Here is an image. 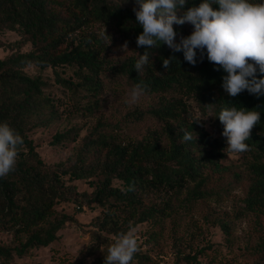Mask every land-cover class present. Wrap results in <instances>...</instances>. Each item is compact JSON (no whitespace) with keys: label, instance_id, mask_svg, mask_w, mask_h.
I'll use <instances>...</instances> for the list:
<instances>
[{"label":"trees","instance_id":"obj_1","mask_svg":"<svg viewBox=\"0 0 264 264\" xmlns=\"http://www.w3.org/2000/svg\"><path fill=\"white\" fill-rule=\"evenodd\" d=\"M202 2L187 0L185 8ZM134 6H138L136 0H0V45L6 31L31 43L27 50L17 49L0 57V123H8L24 141L19 146L15 170L0 178V232L10 231L18 240L10 245L0 239V264H8L15 254L21 256L30 247L47 245L67 221L74 220V214L56 210L57 203L71 202L78 209L92 203L101 206L102 212L91 221L92 225L104 235L118 238L130 225L162 215L165 206H145L144 193L187 187L192 197L202 196L207 180L204 171L208 166L221 167L228 153L227 143L223 135H214L200 123H193L195 118L188 114L184 95H194L209 108L222 131L224 126L218 118L222 108L244 107L260 112L261 120L246 141L251 150L241 155L249 172L245 206H264V96L257 98L247 90L236 97L229 96L222 88L226 73L223 69L217 71V66L208 61L206 50L202 62L198 50L197 64L192 66L182 52L173 53L167 45H161L152 49L153 63L139 76L134 65L145 49L137 47L143 28L136 21ZM212 6L219 7L215 3ZM93 23L113 28L136 53L112 62L102 53L106 39L91 27ZM174 28L183 36L194 30L190 23ZM179 39L180 35L177 42ZM173 55L177 60L164 69L163 59ZM28 65L54 71L61 65L71 68L72 77L55 72V81L71 91V105L62 112L92 113L99 105L101 77L105 73L124 75L134 85L143 81L148 91L179 93L146 109L164 122L166 141L162 142L154 132L141 139L115 141L112 134L98 129L94 136L87 133L82 137L71 158L44 161L28 131L55 119L59 101L48 90V78L40 71L29 73L25 70ZM184 131L192 133L191 141L182 142ZM72 134L71 128L55 132L52 141L69 139ZM94 149L100 156L89 157V151ZM93 175H97L96 183L89 191L80 190L74 183ZM190 183L192 187H188ZM118 207L124 213H119ZM255 253L251 264H264V236L257 242ZM107 254L104 245L91 264H104ZM183 257L197 259L195 253ZM75 264H83L82 258ZM132 264L164 263L140 249Z\"/></svg>","mask_w":264,"mask_h":264},{"label":"rangeland","instance_id":"obj_2","mask_svg":"<svg viewBox=\"0 0 264 264\" xmlns=\"http://www.w3.org/2000/svg\"><path fill=\"white\" fill-rule=\"evenodd\" d=\"M93 29L107 35L106 47L102 53L118 62L136 53L128 44V50L121 51L125 43L113 28L91 24ZM0 57L20 49L31 47L30 41H23L17 33L6 31L2 36ZM29 73L41 72L48 78V90L59 101V114L46 125L36 126L28 131L35 149L46 162H56L72 157L82 142V137L94 130L102 129L113 135L115 141L141 139L154 132L162 142L164 122L146 111L161 99L172 98L179 93L173 91H148L138 102L130 103L134 84L121 74L102 75V87L98 107L92 113L65 111L70 106L69 89L55 81V72L72 77V70L66 65L54 69H39L28 65ZM190 117H207L204 127L214 135L223 131L216 125L212 111L203 106L194 95H184ZM138 110H143V112ZM72 129V136L60 142L52 141L55 132ZM98 150H90L89 157L100 156ZM207 180L202 186L205 193L192 197L189 189L152 190L143 194L144 205L152 203L165 206L155 218L136 223L135 238L140 249L148 252L164 264H251L256 258L255 246L264 236V206L246 207L244 196L249 182L245 157L227 153L221 160V167H206ZM97 175L74 180L80 190H91ZM188 187H192V183ZM56 210L74 214V220L67 221L57 232V237L45 246H34L21 256L14 255L8 264H75L82 258L83 264L93 263L104 245L109 248L117 240L99 232L92 220L101 214V206L92 203L78 209L71 202L55 205ZM119 208V207H118ZM123 212L121 208L117 209ZM122 210V211H121ZM124 213V212H123ZM122 213V214H123ZM121 214V215H122ZM131 221V220H130ZM129 230V229H128ZM127 230V231H128ZM127 233V232H126ZM2 242L14 245L18 242L10 231H1ZM196 254V260L183 255Z\"/></svg>","mask_w":264,"mask_h":264},{"label":"clouds","instance_id":"obj_3","mask_svg":"<svg viewBox=\"0 0 264 264\" xmlns=\"http://www.w3.org/2000/svg\"><path fill=\"white\" fill-rule=\"evenodd\" d=\"M187 0H136L133 7L136 21L143 28L137 37V47L145 51L136 60L134 69L139 76L149 63L152 49L167 45L173 53L182 52L184 60L195 66L198 50L202 62L206 50L209 62L223 69L222 88L236 97L245 90L257 98L264 96V3L252 0H203L199 6L185 8ZM218 4V9L213 8ZM183 12L182 15H178ZM190 23L194 30L188 36L177 32L174 25ZM180 35L179 42L177 36ZM101 38L107 39L105 33ZM128 50V42L121 46ZM177 58L173 55L163 59V68L169 69ZM259 73V75H258ZM148 85L143 81L133 86L129 102H138L146 94ZM207 117H196L193 123H201ZM218 118L224 126L222 135L226 138L228 153L250 151L247 140L253 128L259 124L261 114L255 110L224 107ZM197 138V136H196ZM193 139L191 132L184 131L182 142ZM24 143L22 136L8 123H0V178L15 170L19 146ZM136 229L130 225L127 233H121L108 248L104 264H132L140 251L135 238Z\"/></svg>","mask_w":264,"mask_h":264}]
</instances>
